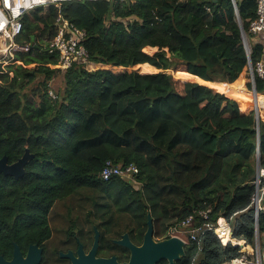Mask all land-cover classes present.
Here are the masks:
<instances>
[{
    "label": "trees",
    "instance_id": "1",
    "mask_svg": "<svg viewBox=\"0 0 264 264\" xmlns=\"http://www.w3.org/2000/svg\"><path fill=\"white\" fill-rule=\"evenodd\" d=\"M235 1L256 67L264 55L263 41L249 33L257 0ZM59 16L87 32L89 59L66 71L50 50ZM21 21L16 43L30 50L0 64V159L13 164L26 149L34 158L19 180L0 175L1 247L42 241L55 204L88 191V218L114 234H121L124 216V232L141 235L150 215L155 235H168L210 209L213 223L228 221L239 244L255 249L260 242L264 251V212L257 235L252 203L258 151L264 170V110L258 133L252 107L203 84L229 85L243 76L252 88L232 0L218 7L214 0H69ZM147 47L159 51L151 56ZM145 64L158 72L143 75ZM60 76L53 98L50 83ZM255 85L263 94L257 75ZM107 161L135 164L136 184L104 181ZM185 251L175 264H227L244 255L214 232L201 244L188 240Z\"/></svg>",
    "mask_w": 264,
    "mask_h": 264
},
{
    "label": "built area",
    "instance_id": "2",
    "mask_svg": "<svg viewBox=\"0 0 264 264\" xmlns=\"http://www.w3.org/2000/svg\"><path fill=\"white\" fill-rule=\"evenodd\" d=\"M64 1L69 0H0V23L5 21L7 25L5 29L0 33L4 35L9 44L6 48L11 57L7 56L3 66H6L14 59L16 52H28L30 46H20L16 43L17 37L20 36L23 25L22 17L38 8V7H60ZM99 1V0H89ZM125 0H119L124 2ZM56 34L50 42V50L58 53L59 65L62 70L66 71L73 67L75 64H84L89 59L88 52L85 48V41L87 39L86 30L79 29L66 20L64 17L59 16L56 19ZM249 33L256 38L263 41L264 44V0H257V18L250 23ZM247 36V42L249 46V52L251 55V47L249 38ZM250 67V66H249ZM251 82H252V95L254 96V107L260 112L264 110V101L260 99L264 98V93L259 94L256 90L255 75L264 80V55L262 59L256 64V67H251ZM54 98L55 96L51 94ZM139 175V168L135 164H129L125 167H119L112 161H107L101 172V177L104 181H109L113 178H121L129 181H133L136 184V177ZM256 193L253 197L252 203L256 211V216L264 212V170H261L259 177L256 178ZM212 211L201 210L197 215H192L182 222L178 226L171 227L168 235L177 236L178 233H183L188 236V240L201 244L204 235L207 232H214L223 245H237L234 243L233 232L231 225L223 218H219L215 223L211 219ZM228 238V240H227ZM258 244V243H257ZM263 255L261 249L256 247V263L263 264ZM244 262L243 259H239ZM232 261L227 264H233ZM246 264H253L251 262H245Z\"/></svg>",
    "mask_w": 264,
    "mask_h": 264
},
{
    "label": "flooded vegetation",
    "instance_id": "3",
    "mask_svg": "<svg viewBox=\"0 0 264 264\" xmlns=\"http://www.w3.org/2000/svg\"><path fill=\"white\" fill-rule=\"evenodd\" d=\"M91 193L88 197L92 196ZM76 211V206L71 209L68 207L67 215L64 219L69 222L71 215ZM84 220L86 223H97V219L88 218V215H86ZM71 223L70 227L62 232L57 231L55 234L52 222L48 218V225L51 230L49 236L40 242L25 243L23 245L18 244L16 241L6 242L2 247L0 246V258L7 264L12 263L15 259L19 260L16 264H74L73 258H79L80 253L87 256L94 250L96 259L116 257L119 263H127L131 258V250L118 243L123 240L124 234L128 233L126 235L128 240L138 248L144 245L146 239L147 228L141 235L130 231L115 235L113 227L111 231L103 232L101 228H98V224H93L92 229L88 232L78 227L79 225L77 226L74 221H71ZM61 224H65L63 219ZM95 227L99 235H96ZM55 235H62V237L57 240L54 239ZM152 237L155 242H160L174 236L155 235L154 227V235ZM39 250L41 255L39 261H37ZM25 259H28V261H25ZM161 263L169 264L168 261H160L157 264Z\"/></svg>",
    "mask_w": 264,
    "mask_h": 264
},
{
    "label": "water",
    "instance_id": "4",
    "mask_svg": "<svg viewBox=\"0 0 264 264\" xmlns=\"http://www.w3.org/2000/svg\"><path fill=\"white\" fill-rule=\"evenodd\" d=\"M232 1L235 6L236 13L238 16L239 25L241 28V36L243 40V45H244V48L249 58V66L252 67L246 32L240 22L236 1L235 0H232ZM221 2L222 0H214V3L217 5V7L221 4ZM254 111H255V117L257 121V131L259 133L260 132L259 111L257 109H255ZM33 158H34V155L31 154L28 149H26L25 154L17 162L13 164H9L8 158L4 156L2 159H0V175L12 176L16 180H19L20 178L25 176L26 167ZM260 172H261L260 154L258 151L257 153V178L259 177ZM256 217H257V235H258V215ZM94 229L96 231V235H99V232L97 231L96 227ZM124 235L125 236L123 240L119 241L118 243L130 248L131 258L129 262L119 263L116 257H113L111 259H96L95 253L93 250L87 256L83 255V253H80L79 258H73L74 264H157L160 261H168L169 264H175L176 262L181 261L186 255L185 249H186L188 242L179 236H174V237H171L169 239H166L160 242H155L153 240L152 235H154V222L150 215H148L147 232L145 234L146 239L142 247H139V248L135 247L128 240L126 236L128 235V233ZM236 246H240L243 249L242 251L243 253H245L247 251L246 248H248L246 243H244L243 245H236ZM40 255H41V251L39 250L38 258L36 259L37 261H39ZM28 259H25V261H28ZM18 261L19 260L15 259L12 263H9V264H16L18 263ZM0 263L7 264L4 261H2L1 258H0Z\"/></svg>",
    "mask_w": 264,
    "mask_h": 264
},
{
    "label": "rangeland",
    "instance_id": "5",
    "mask_svg": "<svg viewBox=\"0 0 264 264\" xmlns=\"http://www.w3.org/2000/svg\"><path fill=\"white\" fill-rule=\"evenodd\" d=\"M8 44H9V41L7 40V38L4 35H0V64L4 63V61L6 60L7 56L11 57L9 52H7V50H6ZM158 51H159L158 48H156V49H147V53L149 55H151V56L156 54ZM168 56H170V54H168ZM8 64H9V62H8ZM142 71L143 70H141V73H142ZM153 71L154 72H152V74L158 72V70H156V69L153 70ZM169 73H173V72L169 71ZM247 75H249L250 79H251V77H252L251 67H249ZM181 77L185 81H188V80L190 81L191 80V79H188V77H185V75H182ZM62 81H63V77L60 76L56 80H54L52 83H50V85L52 86V91L49 92L50 96H51V94L54 95L53 94L54 90L57 88L58 85H60L62 83ZM247 83H248V78L245 79L242 76L239 79V81H237L236 83L229 84L232 87H234L235 85L238 84V87H241V88L244 85V88L242 89V92H245L247 95L249 94V100L245 101V99H243L244 97H242V96L238 97L237 94H235V96H234L237 99H239L243 109L245 107H252V108L254 107V96L252 95V88L248 89ZM203 84L207 85L208 83L204 82ZM218 84H222V83H218ZM223 84H226V83H223ZM207 86L212 87V88L215 87V89H217L215 83H213V84L209 83V85H207ZM235 90H237V88ZM220 92L223 93V94L226 93L224 91H220ZM249 104L251 106H249ZM89 195H90V192L81 191V192L77 193L76 195L70 197L66 201L58 202V203L55 204V206L53 207V209H52V211L50 212V215H49V218H50V220L52 222V225H53V231H54L55 234L57 233V231L62 232L66 228L70 227L72 225L71 221H74L75 224L77 226L79 225L78 227L84 229V231L90 232V230L92 229L93 224H95V225L98 224L99 228H101V231L108 232V231H106V229H105V227L103 225V222H101L99 220L97 221V223H86L85 222L84 219L86 218V215L88 214L87 212L90 209V205H89V203H87V200H86V197L89 196ZM74 206L77 207V211L75 213H73V215H71L70 221L67 222L64 219V217H66V215H67V209H68V207L71 209ZM62 219L65 221V224H61V220ZM128 221H129V218L124 216L123 223L125 224V226H127ZM125 226L122 227L121 229H118V231H119L118 233H123L124 229H125ZM115 235H117V234H115ZM177 236L183 238L184 240H186L188 242V236H186L185 234L178 233ZM60 237H62V235H55L54 239L58 240ZM241 245H243V244L241 243ZM256 247H258V249H260V247H261L260 246V242H258ZM246 249H247V251L245 253H243L244 255L242 256L241 259H243L244 262H251L253 264H257L256 263V248L254 249L253 247L248 246V248H246ZM242 251H243V249H242Z\"/></svg>",
    "mask_w": 264,
    "mask_h": 264
},
{
    "label": "bare ground",
    "instance_id": "6",
    "mask_svg": "<svg viewBox=\"0 0 264 264\" xmlns=\"http://www.w3.org/2000/svg\"><path fill=\"white\" fill-rule=\"evenodd\" d=\"M6 25H7V22H5V21H3V22L0 23V33L5 29V26ZM185 77H188V79H191L192 81H195L196 80V78L192 77L191 75H187L186 74ZM207 85H209V83ZM215 85H216V88L219 91L226 92L224 94H226L230 98H236L234 96H235V94H237L238 97L239 96L244 97L243 99H245V101H248L249 100V94L247 95L245 92H242V89L244 88V85H243V88L238 87V84L235 85L234 87H232L230 85H225V84H215ZM236 88H237V90H235ZM260 99L264 101V98H261L260 97ZM227 240H228V238H227ZM234 243L239 244L236 240H234ZM239 245H241V244H239ZM233 264H246V263L245 262H242L241 260H235V262Z\"/></svg>",
    "mask_w": 264,
    "mask_h": 264
},
{
    "label": "crops",
    "instance_id": "7",
    "mask_svg": "<svg viewBox=\"0 0 264 264\" xmlns=\"http://www.w3.org/2000/svg\"><path fill=\"white\" fill-rule=\"evenodd\" d=\"M147 49H152V48H150V47H147L146 48V53H147ZM142 74L143 75H145V74H152V72H154L153 70H155V68L154 67H152L151 65H149V64H145V65H143L142 66ZM183 75H186V74H183ZM188 75V74H187ZM244 82V81H243ZM212 84V83H211ZM215 84H218V83H215ZM223 84V83H222ZM244 84V83H243ZM243 88V87H242ZM245 90V89H244ZM219 91V90H218ZM246 91V90H245ZM249 106H251L250 104H249ZM245 243V242H244ZM248 246V245H247Z\"/></svg>",
    "mask_w": 264,
    "mask_h": 264
}]
</instances>
